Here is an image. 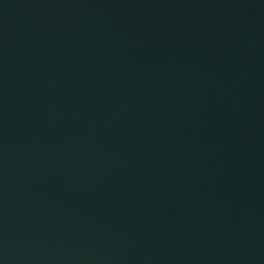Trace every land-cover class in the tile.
Returning a JSON list of instances; mask_svg holds the SVG:
<instances>
[{"label": "water", "instance_id": "water-1", "mask_svg": "<svg viewBox=\"0 0 264 264\" xmlns=\"http://www.w3.org/2000/svg\"><path fill=\"white\" fill-rule=\"evenodd\" d=\"M0 264H264V0H0Z\"/></svg>", "mask_w": 264, "mask_h": 264}]
</instances>
